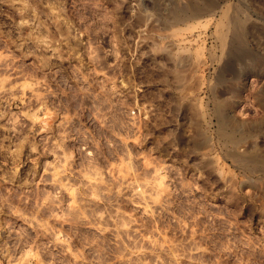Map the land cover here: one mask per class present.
Returning a JSON list of instances; mask_svg holds the SVG:
<instances>
[{
  "label": "rangeland",
  "instance_id": "1",
  "mask_svg": "<svg viewBox=\"0 0 264 264\" xmlns=\"http://www.w3.org/2000/svg\"><path fill=\"white\" fill-rule=\"evenodd\" d=\"M0 264H264V0H0Z\"/></svg>",
  "mask_w": 264,
  "mask_h": 264
},
{
  "label": "bare ground",
  "instance_id": "2",
  "mask_svg": "<svg viewBox=\"0 0 264 264\" xmlns=\"http://www.w3.org/2000/svg\"><path fill=\"white\" fill-rule=\"evenodd\" d=\"M208 5H209V4H208ZM223 14H224V13H223ZM226 21H227V20H226ZM234 24H236V25H237V24H239V23H238V22H236V23H234ZM234 24H233V25H234ZM227 25H228V24H227ZM233 25H232V26H233ZM238 26H239V25H238ZM242 27H243V25H242ZM233 28H234V27H233ZM237 28H239V27H237ZM225 29H226V28H225ZM234 30H235V29H234ZM237 30H238V29H236V30H235V31H236V33H237ZM235 31H234V32H235ZM232 33H233V31H232ZM236 33H234V34H235L234 36H236ZM220 35H221V34H220ZM231 37H232V36H231ZM238 38H239V37H238ZM231 39H232V38H231ZM223 43H224V42H223Z\"/></svg>",
  "mask_w": 264,
  "mask_h": 264
}]
</instances>
